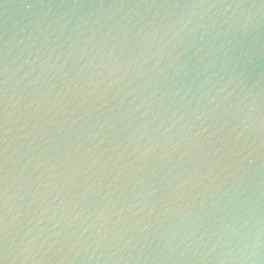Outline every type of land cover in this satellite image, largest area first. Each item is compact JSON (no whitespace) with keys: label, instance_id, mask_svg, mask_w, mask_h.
Wrapping results in <instances>:
<instances>
[{"label":"water","instance_id":"obj_1","mask_svg":"<svg viewBox=\"0 0 264 264\" xmlns=\"http://www.w3.org/2000/svg\"><path fill=\"white\" fill-rule=\"evenodd\" d=\"M0 264H264V0H0Z\"/></svg>","mask_w":264,"mask_h":264}]
</instances>
